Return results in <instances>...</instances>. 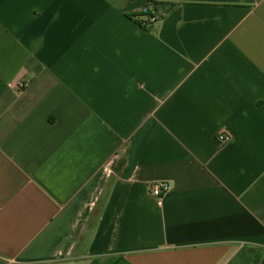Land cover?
<instances>
[{"label":"crops","instance_id":"obj_1","mask_svg":"<svg viewBox=\"0 0 264 264\" xmlns=\"http://www.w3.org/2000/svg\"><path fill=\"white\" fill-rule=\"evenodd\" d=\"M0 264H264V0H0Z\"/></svg>","mask_w":264,"mask_h":264},{"label":"built area","instance_id":"obj_2","mask_svg":"<svg viewBox=\"0 0 264 264\" xmlns=\"http://www.w3.org/2000/svg\"><path fill=\"white\" fill-rule=\"evenodd\" d=\"M148 6L145 7V14H148L149 16L146 17L147 25H151L158 20H160V17L156 13H149L148 12ZM27 86V84H23L22 87ZM220 141L226 142L229 140V137L227 135H220L219 137ZM150 194L157 199L159 205H162L163 198L171 190V186L167 181H159L154 182L149 185Z\"/></svg>","mask_w":264,"mask_h":264},{"label":"trees","instance_id":"obj_3","mask_svg":"<svg viewBox=\"0 0 264 264\" xmlns=\"http://www.w3.org/2000/svg\"><path fill=\"white\" fill-rule=\"evenodd\" d=\"M148 6H149V5H148ZM143 16H144V17H148L149 15H148V14H144ZM143 22L147 24L146 20H144ZM146 26H147V25H146Z\"/></svg>","mask_w":264,"mask_h":264}]
</instances>
